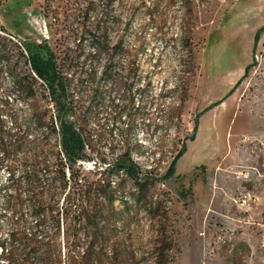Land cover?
Listing matches in <instances>:
<instances>
[{
  "label": "rangeland",
  "instance_id": "374dc122",
  "mask_svg": "<svg viewBox=\"0 0 264 264\" xmlns=\"http://www.w3.org/2000/svg\"><path fill=\"white\" fill-rule=\"evenodd\" d=\"M110 1L85 14L89 0H0V107L8 103L0 118L6 128L21 136L10 117L19 124L35 103L45 106L43 84L25 64L24 47L46 43L76 58L74 85L79 74H93V81L78 80L73 95L78 113L86 115L85 134L104 157L102 164L88 151L89 161L80 162L85 211H96V221L80 224L70 200L67 220L50 230L41 249L26 248L10 260L264 264V32L254 42L264 27V0ZM95 23L106 33L101 54L90 43L93 33L81 35V26ZM14 79L29 82L34 95L17 94ZM114 112L121 117L112 124ZM41 134L31 132L28 140ZM37 146L44 163L62 159L54 136ZM183 146L174 174L164 178ZM126 152L142 187L113 171ZM31 154L29 148L11 154L16 178ZM8 173L0 167V209ZM69 184L55 185L59 217ZM10 260L0 251V264Z\"/></svg>",
  "mask_w": 264,
  "mask_h": 264
},
{
  "label": "trees",
  "instance_id": "16d2710c",
  "mask_svg": "<svg viewBox=\"0 0 264 264\" xmlns=\"http://www.w3.org/2000/svg\"><path fill=\"white\" fill-rule=\"evenodd\" d=\"M100 1L89 0L84 13H98ZM102 1L105 3V8L111 3L110 0ZM81 28V35L84 37L86 35L91 37L90 33H93L90 43H92L96 53L101 54L104 50L106 51L104 42L106 33L103 23H95L93 26L84 25ZM263 32L264 27L257 31L254 42H257L258 36ZM80 42L81 40H79ZM24 50L25 64L29 66L34 76L42 82V94L46 100L43 109L34 107L35 103L30 110V117H25L19 124L14 117H10L11 124L22 129V135L19 137H14L13 130L6 128L4 121L0 118V167L6 166L9 169L7 190H5L2 209H0V245L7 241L9 247L0 248V251L8 260L26 248L41 249V244L50 237V230L54 226L57 227L60 220H67L70 200L76 202L80 224L83 222L84 225L86 220L96 221V211L91 210L93 213L91 215L85 211V203L88 200L85 193L87 184L81 171L80 162L89 161L87 157L89 151L95 157H99L100 163H104L102 153L94 150L89 136L85 134L83 128L86 115L78 113L79 100L73 95V88L78 87V80L87 77L93 81V74L89 73L86 76L79 74L74 85L71 73L75 70V57L68 56L63 51H54L46 43H38L34 47L27 46L24 47ZM6 68L9 71L12 70L9 64ZM13 86L17 94L34 95L33 89L27 81L14 79ZM93 97L99 99L98 93L96 92ZM131 101L133 103L132 99L127 100L130 106H132ZM4 103L1 104L0 112L7 111L8 103ZM112 115V124L121 117L118 112H114ZM132 116L130 111L125 114L129 120ZM36 131L42 133L41 139L28 140V134ZM97 133V136L101 138V130H98ZM52 136L57 140L59 152L62 155V159L58 158L55 165L44 163L45 152L43 149L40 153L36 150L39 149L37 144L44 145ZM27 148L32 151V154L25 156L24 161L19 164L21 174L16 178L14 167L8 164L11 154L19 149ZM183 152L184 146L171 161L164 178L167 179L174 174L176 160L181 157ZM112 167L115 173H122L138 183L137 167L128 152L116 157ZM59 181L63 183L64 189L70 183L65 194L67 200L63 205V213L60 217L54 209L59 203L58 189L55 187ZM137 185L142 187L143 184L139 182ZM96 191L97 188L93 190V193ZM4 227L8 229L6 234L2 233ZM91 261H96V257H90L86 260L88 264ZM6 264L16 263L10 260Z\"/></svg>",
  "mask_w": 264,
  "mask_h": 264
}]
</instances>
